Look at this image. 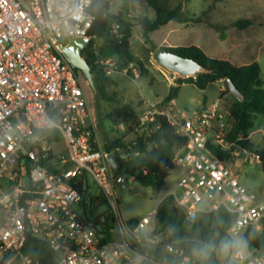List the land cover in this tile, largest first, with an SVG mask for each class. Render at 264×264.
<instances>
[{
    "label": "built area",
    "instance_id": "2783aa9c",
    "mask_svg": "<svg viewBox=\"0 0 264 264\" xmlns=\"http://www.w3.org/2000/svg\"><path fill=\"white\" fill-rule=\"evenodd\" d=\"M94 1L0 0V182L8 183L0 187V264H39L21 253L26 236L46 243L55 264H167L136 248L142 239L163 243L157 208L165 197L188 221L226 211L232 216L226 240L244 242L231 247L226 264H264V252L245 241L249 231H264V201L209 146L230 160L256 156L226 140L233 120L218 102L184 115L163 101H143L141 125L163 116L186 141L172 160L180 176L135 226L120 217L108 153L97 145L83 88L63 53L76 38L87 46L92 40L97 52L100 41L88 35ZM97 62L106 77L130 69L139 78L133 63L121 70L114 59ZM175 78L167 79L174 85ZM60 139L65 153L54 154ZM164 248L177 264L190 262L182 247Z\"/></svg>",
    "mask_w": 264,
    "mask_h": 264
},
{
    "label": "trees",
    "instance_id": "16d2710c",
    "mask_svg": "<svg viewBox=\"0 0 264 264\" xmlns=\"http://www.w3.org/2000/svg\"><path fill=\"white\" fill-rule=\"evenodd\" d=\"M145 2L155 14L154 20L143 19L139 22L144 44L148 47L146 52L150 59L151 53L159 47L154 43L150 34L177 20L182 9L180 5L170 6L168 0H145ZM108 9L109 0H95L92 4L89 12L94 20L88 35L98 39L101 45L96 53L88 52L93 44L91 40L82 51V58L89 65L96 92L102 98H107L106 87L112 83V80L104 75L97 60L114 59L119 69H125L135 62L130 52V39L134 25L125 16L128 11L126 0L123 2L122 11L115 15L109 14ZM257 24L254 19L240 18L225 28L245 30ZM161 47L165 51L196 61L206 70L205 73L192 78H175L174 85L169 88L164 102H172L178 95L180 85L185 82L195 85L200 91H205L208 85L229 79L243 95L242 103L232 99L230 114L233 121L226 140L247 153L254 154L264 173V148L256 149L248 138L256 117L264 115V89L260 78L259 63L254 61L237 66L229 60L212 58L193 45ZM140 72L141 74L146 73L142 65H140ZM75 73L78 78L82 75L81 71L76 68ZM226 94H230L228 90L220 91L219 99ZM110 117L111 119L117 118V122L128 126L131 131L140 126L136 111L130 105L114 110ZM145 126L147 133L144 137L138 138L133 154L129 158L125 159L120 155L119 151L123 147L119 139L107 145L105 152L113 153L116 157L118 169H112L116 179L124 175L127 179L132 178L142 187L159 193L164 190L166 179L170 171L174 169L172 160L175 152L184 146L186 141L176 134L174 127L163 116H157L153 122ZM209 148L221 160L230 161L228 152L216 146L210 145ZM138 220L137 218L130 219L129 223L135 226ZM231 222L232 216L223 209L199 215L194 221H188L182 212L174 207L172 198L165 197L157 208V233L163 234V243L150 245L142 239L141 244L136 245V248L139 252L148 253L151 257L167 264H177L179 261L173 259L164 248L166 244H175L184 249L185 255L190 259L188 264H222L218 252H229L231 249V247L227 249L223 247V244L227 242L225 231ZM245 241L248 246L264 252V231H249ZM21 253L39 264H55L57 259L56 254L46 243L31 236H26Z\"/></svg>",
    "mask_w": 264,
    "mask_h": 264
},
{
    "label": "rangeland",
    "instance_id": "374dc122",
    "mask_svg": "<svg viewBox=\"0 0 264 264\" xmlns=\"http://www.w3.org/2000/svg\"><path fill=\"white\" fill-rule=\"evenodd\" d=\"M123 2L124 0H109L108 13L115 15L122 11ZM126 3L128 11L125 16L134 25L130 52L135 59L133 65L139 71V78L133 79L130 69L125 75L111 76L112 83L106 87L107 98H102L89 86L84 76L79 75V82L87 100L88 123L94 131L98 147L105 151L107 145L119 139L123 147L119 153L125 159L133 154L138 138L146 135V126L140 124L131 131L128 126L117 122V118L111 119L110 115L114 110L130 105L139 118L144 110L143 100L147 99L162 100L165 109L172 114H177L179 110L184 115H189L206 96L213 102L219 99L220 91L225 90L221 82L208 85L205 91L185 82L180 85L178 95L174 99L177 110L164 102L170 84L167 78L172 77V74L148 58V47L144 44L142 28L139 25L143 19L154 20V11L145 0H126ZM168 3L170 6L180 5L182 12L177 20L150 34L156 45L201 47L208 56L227 59L235 65L256 61L262 70L260 78L264 89V0H168ZM240 18L254 19L258 24L245 30L225 28ZM90 51L93 52L92 46L88 52ZM140 65L146 71L145 74H141ZM227 96L228 100L220 101L223 107L227 106V101L233 99L230 94ZM249 134V139L256 148H264V115L256 117ZM53 151L54 154L65 153L61 139L53 145ZM226 166L242 186L255 194L260 201H264V173L254 157L250 158V161L232 159L226 162ZM179 176L177 169L171 170L164 190L159 193L142 187L132 178L127 179L124 189L115 186L120 217L123 220L144 218L156 208L164 192L173 187ZM7 185L4 179L0 182L2 190H5ZM92 191L98 194L94 185ZM160 235L164 239L163 234ZM218 257L222 264L229 261L227 251H219Z\"/></svg>",
    "mask_w": 264,
    "mask_h": 264
},
{
    "label": "water",
    "instance_id": "95a60500",
    "mask_svg": "<svg viewBox=\"0 0 264 264\" xmlns=\"http://www.w3.org/2000/svg\"><path fill=\"white\" fill-rule=\"evenodd\" d=\"M87 44L88 40L85 38L72 39L68 46L63 48V53L70 64L74 68L81 71L89 86L94 91H96L89 65L82 58V51L87 47ZM151 59L155 64L162 67L171 74H174L176 78L180 79L192 78L198 74L206 72L205 68H203L196 61L165 51L161 46L157 47L151 53ZM221 83L236 101L239 103L244 101L243 95L235 88L229 79H224L221 81ZM107 161L113 170L118 169V162L113 153H109L107 155ZM126 183L127 177L124 175L116 179V186L119 189H124L126 187Z\"/></svg>",
    "mask_w": 264,
    "mask_h": 264
},
{
    "label": "crops",
    "instance_id": "0c3cea01",
    "mask_svg": "<svg viewBox=\"0 0 264 264\" xmlns=\"http://www.w3.org/2000/svg\"><path fill=\"white\" fill-rule=\"evenodd\" d=\"M186 25L188 24V23H185ZM189 27V26H188ZM187 27V28H188ZM200 49H201V47H200ZM202 50V49H201ZM203 51V50H202ZM205 53V52H204ZM206 54V53H205ZM225 60H227V59H225ZM237 66H240V65H237ZM262 71V70H261ZM172 85L171 84H169V88L171 87ZM169 88H168V90H169ZM228 98V96H227V94L226 95H224L222 98H221V100H219V99H216L215 101H210L209 99H207V96H206V98H205V100L203 99L201 102H200V104L197 106V108L194 110V111H196V110H199L200 108H202V107H206V106H210V105H212L213 103H215V102H218L219 104H220V106H221V102L223 101V100H226ZM228 100V99H227ZM143 101H148L147 99H144ZM162 100H156V101H149V102H161ZM221 101V102H220ZM169 104V106H173L174 108H175V106H174V100L172 101V102H170V103H168ZM231 105H232V100L231 101H227V106L226 107H223V106H221L223 109H227V110H230V108H231ZM176 109V108H175ZM177 110V109H176ZM177 113H179V114H184L183 112H180L179 110H177ZM249 136H250V134L248 135V138H249ZM254 147L256 148V146L254 145ZM256 149H262V148H256ZM252 155H254V154H252ZM255 156V155H254ZM255 158V161H257L258 162V158H256V157H254ZM259 163V162H258Z\"/></svg>",
    "mask_w": 264,
    "mask_h": 264
},
{
    "label": "clouds",
    "instance_id": "9594fccd",
    "mask_svg": "<svg viewBox=\"0 0 264 264\" xmlns=\"http://www.w3.org/2000/svg\"><path fill=\"white\" fill-rule=\"evenodd\" d=\"M244 244L243 241H227L223 244V247L225 249L229 248V247H232L233 245L239 247V246H242Z\"/></svg>",
    "mask_w": 264,
    "mask_h": 264
}]
</instances>
